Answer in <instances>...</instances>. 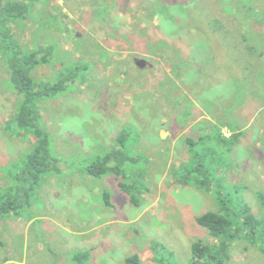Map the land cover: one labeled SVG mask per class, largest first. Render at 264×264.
Segmentation results:
<instances>
[{"label": "rangeland", "instance_id": "rangeland-1", "mask_svg": "<svg viewBox=\"0 0 264 264\" xmlns=\"http://www.w3.org/2000/svg\"><path fill=\"white\" fill-rule=\"evenodd\" d=\"M25 2L24 19L0 22L1 197L19 187L35 147L17 127L22 97L10 80L11 59L52 51L48 63L26 70L38 85L86 68L67 91L39 102L57 171L36 187L22 218L0 220V264H73L75 249L59 263L48 252L33 260L31 250L46 244L60 252L70 238L52 224L77 221L87 229L102 223L80 243L90 251L87 264H125L135 254L142 264H193L196 244L222 264H264V0ZM234 77L241 83L226 91L228 100L219 96L225 110L216 114L207 94ZM214 121L228 135L242 133L230 154L219 152L233 162L221 176L226 199L195 183L206 178L188 145L201 124ZM124 147L132 158L124 177L88 174L93 162L106 164ZM105 193L113 207L103 203ZM211 212L232 217L234 242L224 246L198 223ZM32 216L50 219L31 226Z\"/></svg>", "mask_w": 264, "mask_h": 264}, {"label": "trees", "instance_id": "trees-1", "mask_svg": "<svg viewBox=\"0 0 264 264\" xmlns=\"http://www.w3.org/2000/svg\"><path fill=\"white\" fill-rule=\"evenodd\" d=\"M25 1L26 0L16 2L14 0H7L3 3L0 0V22L7 21V23H12L19 18L24 19L26 17L24 15L26 8ZM3 36H6V34ZM51 55L52 51L50 50L46 51L44 54L33 53L29 58L25 57V59H22L17 57L14 58L15 60L11 59L9 65L10 80L19 93V97H22L18 108L16 120L17 127L24 133H28L34 137L35 147L34 151L26 158V164L20 171L22 173L18 175L17 181L19 187L15 188L12 193L8 195H4L3 197L0 196V220L3 219V217L5 218L12 215L15 217L22 216L26 209L31 207L32 195L35 193L36 187L43 181L44 176L52 171H57V161L55 158H52L50 136L41 123L42 116L39 112V102L45 99L55 98L67 91L69 82H73L74 79H76L74 76L78 75V72L84 70L86 67L80 65L75 69L77 74L71 73L68 75L69 77H65V79L55 84L38 85L27 74L26 70L29 66L35 68L42 63H48L51 59ZM241 135L242 133H235L230 139H226L222 136L220 140L231 149L234 145L233 143L236 142ZM106 158L108 160L106 164L99 165L102 160L93 162L87 169L88 174L95 178H102L109 173H113L119 177L124 173L127 163L132 160V158L125 153V147L117 154L116 152H111ZM112 160L116 162L114 165ZM201 168L204 169L203 166H201ZM202 169H197L196 171L200 172ZM192 170H194V168ZM201 173L205 176L206 181L202 182L196 180L195 183H197L199 187L211 189L212 186H215L213 184L214 178L207 170ZM189 174L190 173L186 175ZM186 175L185 178L187 181L193 179L191 176L187 177ZM22 183H24V185ZM124 190L128 191L126 187H124ZM129 193L134 201V194H132V192ZM221 193L222 191H219V196L225 198L227 194H223L222 196ZM109 197L110 196L107 195V199H109ZM227 200L230 202L229 199ZM222 202L224 203V201ZM248 211L247 208L244 209V212ZM198 223L202 227L207 228L214 237L220 239L224 246L235 241L233 240L236 237L235 233H232L233 219L231 216L211 212L200 216L198 218ZM251 224L252 223L249 225ZM215 252L221 255L220 250L217 251L216 249ZM82 256L86 257V253L79 254L78 258L80 259ZM216 257V254L212 253V250L210 251V248L205 245L196 244L193 246V264H222L221 261H217ZM125 264H142V262L141 258L135 254L128 257Z\"/></svg>", "mask_w": 264, "mask_h": 264}, {"label": "crops", "instance_id": "crops-1", "mask_svg": "<svg viewBox=\"0 0 264 264\" xmlns=\"http://www.w3.org/2000/svg\"><path fill=\"white\" fill-rule=\"evenodd\" d=\"M219 55V54H218ZM217 59V58H216ZM235 80V82H224L221 84L220 87H214L211 92L208 90L206 93L208 96L211 97L212 102H214V106L213 109H216L215 113L217 114V111H223L225 109H223V106H221V104L225 101L228 100L227 97V93L226 91H229V94H231L230 90H231V86H238L239 83H241L240 80H238L237 78H233ZM237 88V87H235ZM205 93V95H206ZM204 94V93H203ZM224 95L226 96L225 100H222L219 98V96ZM219 104V106L215 107V105ZM219 121V120H218ZM215 124H201L199 131V138L196 139H189L188 140V145L190 146V150L192 152V155L194 157V160H196V165H198L199 163L201 164V166H203L204 169L200 170V172H205V170L208 171V173L210 175H212V177L214 178L215 175H218L219 178L222 180L220 183V187H218L217 185L212 186L211 189H208L209 191L212 190H217V192L219 193V191H222L223 194H226V190L227 188L223 186V178L221 176H224L223 172L228 170L229 166L233 164L232 160H230V158L227 157L226 154H230V152H232V148L230 149L229 147H227L225 145V143L220 142V138L223 136L226 139H230L233 135H228L225 133L224 128L221 129V127L219 128L218 126H216V122L214 121ZM231 128V127H230ZM231 133V132H230ZM221 150H224L226 152L225 153H219ZM230 151V152H229ZM226 157V158H225ZM205 166H209V168H206ZM229 171L232 172L231 169H229ZM234 173L236 172V170H233ZM126 173V170L124 171V173L122 174V176H117L118 178L124 177ZM182 173L185 175L186 174V169L184 167H182ZM106 176V175H105ZM103 176V177H105ZM45 177V176H44ZM93 177V176H92ZM102 177V178H103ZM95 178V177H94ZM102 178H98V179H102ZM215 180V179H214ZM120 188L122 189V191L124 190V187L127 188V185L124 184H120L119 185ZM228 191V190H227ZM128 195H130L129 192H132L131 189H128V191H125ZM133 194V193H132ZM107 195L108 193L104 194V198H102V201L104 204H106L109 207H113V201L112 198L109 197V199H107ZM131 196V195H130ZM132 198V196H131ZM133 203L135 202L132 200ZM69 212H71V208L68 209ZM75 217H79V214H74ZM10 217H15L14 215L9 216L7 218ZM22 218V217H19ZM46 220L48 221L50 219V217L48 216H41V217H31V219H29L28 224L30 223L31 226L34 225L38 220ZM52 221V220H50ZM53 222V221H52ZM115 224H118L119 221L117 220H113L112 221ZM65 224V223H63ZM67 224V223H66ZM74 225V227H72L71 225H62L61 223L56 222L55 224H52L54 228H59V229H64V233L66 235L69 236L70 239L65 238L64 237V241H63V245L68 244V247H63L59 246L57 248H61V251L58 252L57 249L53 250L51 248L47 249L46 244H38V245H34L32 247L31 250V257L33 260H37V259H41L43 254L45 252H48L50 255V258H56L57 259V263L61 262L62 260H66L68 259V255L70 253V251L72 249H75L76 251H78L77 254H75L73 256V264H87L90 260H91V256H90V251L84 247L81 246L80 243L81 242H85L88 241V238L90 236V233L93 232V230H98V228L102 227V223H96V226L91 228V229H87V225L85 223H81V222H75V223H71ZM83 230V231H82ZM85 231V232H84ZM90 232V233H89ZM91 238V237H90ZM75 242H78L79 244H75ZM25 252L28 253L29 252V248H25ZM86 253V257L82 258H78L79 254H83ZM10 262H12L10 260ZM18 262V261H17ZM9 263V262H8Z\"/></svg>", "mask_w": 264, "mask_h": 264}]
</instances>
